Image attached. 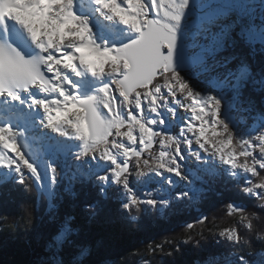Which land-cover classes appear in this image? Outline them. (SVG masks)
Here are the masks:
<instances>
[{
    "label": "snow or ice",
    "instance_id": "6c2138e0",
    "mask_svg": "<svg viewBox=\"0 0 264 264\" xmlns=\"http://www.w3.org/2000/svg\"><path fill=\"white\" fill-rule=\"evenodd\" d=\"M14 193L29 223L41 209L26 264H126L106 227L194 211L149 254L264 264V0H0V202ZM213 201L233 225L193 233Z\"/></svg>",
    "mask_w": 264,
    "mask_h": 264
},
{
    "label": "trees",
    "instance_id": "16d2710c",
    "mask_svg": "<svg viewBox=\"0 0 264 264\" xmlns=\"http://www.w3.org/2000/svg\"><path fill=\"white\" fill-rule=\"evenodd\" d=\"M32 197L13 194L6 203L0 202V264H26L31 258L32 248L35 247L33 239L35 227L39 222L41 209L33 206V223L26 218L25 206L31 205ZM201 211L209 216L207 226L196 224L193 233L204 231L208 235V229L213 233L232 226L236 217L225 214L224 209L215 201L205 204ZM197 213L194 211L183 216H173L169 219L156 221L154 218H145L142 227L135 232L125 233L118 226H109L105 231L110 235L112 244L109 255L120 260L123 258L126 264H194L200 255L190 245H181V252L174 257H163L159 254L150 255L146 247L152 240L159 241L167 236L169 240H181L188 231L181 226L185 221L194 220ZM213 217H215L213 219ZM32 241L29 245L25 241ZM259 248V243L256 244ZM139 250L138 255H132V251Z\"/></svg>",
    "mask_w": 264,
    "mask_h": 264
}]
</instances>
